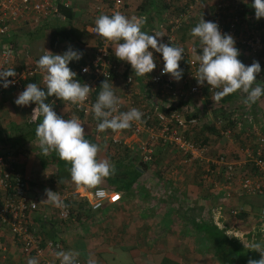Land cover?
I'll list each match as a JSON object with an SVG mask.
<instances>
[{"label": "built area", "instance_id": "2783aa9c", "mask_svg": "<svg viewBox=\"0 0 264 264\" xmlns=\"http://www.w3.org/2000/svg\"><path fill=\"white\" fill-rule=\"evenodd\" d=\"M185 1L186 13H190L195 4L198 3V0ZM94 2V11L96 12H104L111 15L119 11L124 14L123 0H94ZM59 3L63 6H68L62 0H0V38L8 37L10 42H16V38H11L16 28L39 25L51 19L63 20L64 16L58 12ZM226 7L225 0H212L210 16L204 20L216 23L222 34H229L234 40L239 41L235 34L238 16L231 14L225 20ZM174 21L177 24L180 22L179 19ZM171 25L177 28L176 24L171 23ZM94 27L88 26L87 32L96 38V46L90 57L73 70L80 77V83L89 85L93 90L83 106L73 105L65 101L61 102L69 110L63 119L75 116L83 124L85 120L91 117L93 122L92 129L97 132V124L100 121L95 119L90 111L91 105L95 102V100L92 102V93L96 89L98 82L110 79L118 71L119 65L112 58L109 51V46L112 43L94 33ZM169 34L162 43H170L172 46L177 47L175 42H173L174 32L170 31ZM240 42L256 53L264 47V35L249 31L248 36ZM149 51L153 52L156 67L148 74L147 83L151 92H153L149 95L152 96L154 94L156 99L151 97L145 99L140 95L141 93L135 91L133 88L135 80L129 74L123 78L122 98L119 106L121 112L135 107L143 113L142 122H133L130 129L124 130L137 139L136 150H138L139 159L142 162H149L152 159L154 148L163 149L169 147L176 150L184 158V163H192L197 160L202 161L204 164L210 161L218 167L222 165L223 171L220 175H222L224 181L222 188L225 190L226 197H229L231 193L237 196H263L264 131L261 132L259 128L255 129V138L251 145L248 144L244 147L242 159L239 161H226L223 156H219L217 159L207 158L206 146L194 142L192 130H190L193 126L197 127V125L201 124L199 122V114H197V111H195L196 113H191L188 111V107H197V103L192 99L193 96L204 100L203 92L205 91L210 98H213L214 93L220 89H212L206 82L203 85H198L195 77L199 65L193 57H189V52L186 49L183 53V59L186 60L187 71L182 74V78L179 80V87L176 86V80L170 75L162 74L164 67L162 55L152 49H149ZM38 59L39 57L31 54L24 46L12 44L1 46L0 70L14 68L16 76L8 78L9 81L14 80V83L7 88H4L2 86L3 82L0 81V92L6 89H19L22 83L30 78H37L40 85H44V73L36 67ZM84 68H87L88 71L84 72ZM177 102H183L181 108L176 107ZM57 103V101L54 102V104ZM170 105L171 109L165 110ZM73 110L77 113L73 114L71 112ZM241 112L242 120L248 126L254 128L246 110ZM60 116L61 118L63 117L62 115ZM213 123L221 136H226L230 133L229 128H221L223 125L221 119H217ZM111 141L116 142L117 138L112 137ZM247 162L251 163V170L244 165ZM14 163L16 164V160L9 154H0V229L7 228L13 238V243L19 246L21 254L39 259L40 264H60V261L51 255V252L53 250L59 251L61 244L52 239L41 240L39 236L34 234V229L29 222L30 213L37 210L38 206L44 203H41V201L45 200V196L42 193H34L32 196L26 194L29 189L28 184L22 175L18 173ZM204 169L209 171L207 165H205ZM216 172L219 173V170ZM99 188L104 190L105 197H97L95 195L97 189H86L82 195L90 210L95 211L106 204H116L120 200L121 194L119 191L100 186ZM60 197L64 201L68 196L62 195ZM97 204L100 206L97 207ZM54 208L59 220H65L68 217V207L66 209ZM236 210L235 208L229 209L231 218H234ZM258 216L264 219V203L260 204ZM263 226L264 222L262 228H264ZM77 264H81V262L77 260Z\"/></svg>", "mask_w": 264, "mask_h": 264}, {"label": "crops", "instance_id": "0c3cea01", "mask_svg": "<svg viewBox=\"0 0 264 264\" xmlns=\"http://www.w3.org/2000/svg\"><path fill=\"white\" fill-rule=\"evenodd\" d=\"M62 1L68 4L71 16L70 20L67 21L66 19H63L61 21L53 22L54 24L51 22V20L46 22H48V24L52 23V26L62 25L65 27L68 26L67 23H70V26L72 28L82 32V35L79 38V48L83 47L85 51L83 49L77 50V45L71 47L70 42H73L71 40H59V42L60 45L64 47V52H66L70 46L73 50L82 53V56L86 57L88 53L93 52L94 43L96 42V38L88 34V26H95L96 18L106 13H96L94 11V0ZM184 2L185 0H169V2H167V0H123V10L124 14L128 17H131L133 15L146 16L148 19L142 31H145L150 35L160 33L163 37H159L158 39L161 42H164L166 37L170 35L169 32L173 31V42H175V45L177 47H182L184 50L186 49L187 52H189V57H193L192 49L195 48L197 50V54H201V46L199 43V38L191 36V29L199 22L201 17L203 19H207L210 16V12L212 10V0H198V3L195 4V7L192 8L190 13H186V6L184 5ZM225 3L227 7L224 13V19L226 20L231 14H236L238 16V24L235 30L236 37L239 38V41L235 40V47L240 53L238 59L246 66H250L253 61H256L260 64L261 71L256 76V84L260 85L261 87H264V51L262 53H254L249 50L248 47L245 46L242 42H240L243 38H246L248 36L249 31H254L264 35V18H261L259 20L255 18L254 9L251 6L253 0H225ZM178 13H180V16L174 18V15ZM176 19H179L180 22H183L182 27L180 29L174 28L173 25H171L172 21ZM19 36V28H16L13 31L11 38L15 39ZM41 39L42 38H35L33 40L28 41V44H26V42H22V44H18V42H15L14 44L17 46H24L30 51L31 54L36 57H40V55L43 54L44 48L47 47L45 42H40ZM57 48L58 47L53 49ZM109 51L112 58L119 65L118 71L113 75L112 79L108 81L109 84H112L115 95L121 100L123 78L124 76L130 74L135 80V85L133 86L135 91L141 93L140 95L143 96V98L145 99L148 97L156 99V96H154V94L152 96L149 95L153 92L143 91L144 84H146L147 82L148 74L143 77H138L132 70L130 64L118 60L114 55V44H110ZM26 86L27 85L23 86L21 89H6L0 92V114L1 116H5L6 118H8V121L13 120L14 123H19L21 121L28 120V112L32 108L27 109V106H17L15 104V99L17 98L18 94L22 92L26 88ZM176 86H180L179 81H176ZM142 92L144 94H142ZM243 95L244 94L238 91L233 94L230 101L227 103L229 106L231 105L230 109L232 108V118L236 117L235 120L239 119V113H242V110H246L248 116L250 117V121L252 122L251 124L254 127H258L261 132L264 131V96H262L260 100H258L255 104L251 105V107L245 106L242 101L239 103L238 106L237 104L233 105L236 98L238 97V99H243ZM192 99H194V102L197 103V107L189 106L188 111H190L191 113H195V111H197V114H199V122L201 124L202 122L210 121L212 115L208 112L211 110L212 107L210 106L211 104L207 101L208 99L204 98L203 100L195 96H193ZM55 112L57 115H62V118H64V116L69 112V110L64 103H57ZM40 120H42V118ZM239 122H241V120L237 121V124H239ZM91 123L93 122L91 121V117H89L88 120H85L82 125L85 131V136L89 137L87 138L89 142H91L92 138ZM241 123L245 124L244 122ZM86 127H88V130H86ZM105 134L106 135L104 138L102 136L97 137V134H94V137L96 138H92V141L100 147V152L97 157L98 159H106L108 161L110 160L108 158L111 157L110 153H113V151L111 149L106 150V147L107 143H109V140H111L112 137H116L119 143H122L131 151L135 150L134 148H136L137 139L134 138L132 135L124 134L121 132L113 133L111 130L108 132L106 131ZM220 140L221 138L218 139V144L219 142H221ZM29 142H31L28 144L30 148L23 147L24 153H18L16 156V163L18 164L21 170L22 177L26 180L28 187L31 186V189L34 192L44 194L45 192L36 191L34 188V186L38 187V185H40L43 188V191H45V189H49L53 192H58L60 196L63 195L66 197L67 195L68 197H66V199H69L71 195L75 194L76 199L84 198L82 197V195L84 194L86 189L83 187L78 188L71 181V176L69 172L71 166L61 161L55 152H51L48 156H43L36 137L32 138ZM25 151H27V153H25ZM116 157L118 156H116V154H113V159H115ZM110 162L112 164V161ZM143 186L138 185V188L143 191L145 189L143 188ZM100 187H104L106 189H113L108 184L103 185V183L100 185ZM126 198L127 195H125L124 197L123 195H121L120 200L116 204L104 205L102 208L105 209L110 207L114 210L118 208L121 209V214H123V218H125L127 227L129 228L128 215L133 212L132 209H137V205L139 204V202H136V204H132L131 206H129ZM191 200L194 206L198 205L193 203V198H191ZM230 202L231 204H236L235 202ZM140 203L141 206L144 205L142 202ZM168 203V210H163L159 218L151 217L152 220H150L149 223L147 222L146 224H142V221H140V223L138 224L139 227H137V229L135 230L137 233V240H134L133 243L137 245L139 240H141L142 242L147 238H152L157 239V244H161L162 241L166 240V246L168 249L174 246L175 241L171 239L178 238V236L175 234L177 231H180V233L185 232V230H183V225H185V223L183 218L178 219L177 217H174L175 209L169 201ZM44 204H41L40 206H38L37 210L30 213L29 222L31 227L34 229V234L39 236L41 240H46L48 237L58 239L61 244V249L59 251H73L79 253L77 260H79L81 264H110V262L114 261V258L110 262L105 261L103 257H101V253H106L109 256L114 257V255L116 254L119 255V252H116L115 250H120L123 252L127 251L131 260H133L135 264H144L137 260V256H133L134 250L126 249V247L123 246V243H121L122 245L117 244L116 246L118 247H115V245H113L115 244L113 241L115 235L112 236L111 233L107 232V234L99 235L101 238L105 239L102 242L95 243L93 241L94 239L92 240L91 216L93 214H91V210L89 208L82 209L80 212H78V214H76V212H73L72 215L69 211L70 215H68L65 220H59L57 217V220H53L52 216H50L49 214L51 213L50 209L53 206L45 202ZM44 206H47L48 208L45 210ZM195 209L197 211L199 210V208ZM141 215L144 216L143 214ZM139 218L140 217H138L137 215V220ZM240 220L241 219H239L238 223L241 226L240 229L242 230L243 236L247 237L248 239L249 235L256 234L258 235L256 241L258 243H261L262 246H264V230H262L264 228H261V232H259V228L249 229L246 226H242V221ZM231 221L235 220L232 219ZM244 222L246 223L247 220L244 219L243 223ZM151 224H153L154 227ZM54 225H57V231L55 232L52 231ZM0 234L5 237V239H1V241L4 245H6L5 248L7 247V250H4L6 251L4 252L5 255L0 257V260L3 259V263L27 264V260L29 258H34L28 257L19 252V246L13 243V238L10 233L6 234L5 231L0 229ZM94 235L95 234H93V236ZM109 236L111 239H108ZM81 237L83 240L86 241V245H83L82 241L79 242L80 240L75 241L77 238L80 239ZM171 255L172 254H170V252L166 253V256L170 259L172 257ZM37 260L38 264H40L39 259ZM0 264L2 263L0 262ZM146 264L154 263H152V261H149Z\"/></svg>", "mask_w": 264, "mask_h": 264}, {"label": "clouds", "instance_id": "9594fccd", "mask_svg": "<svg viewBox=\"0 0 264 264\" xmlns=\"http://www.w3.org/2000/svg\"><path fill=\"white\" fill-rule=\"evenodd\" d=\"M252 8L257 20L264 18V0H253ZM146 16L128 17L116 11L111 15L102 14L95 20L93 32L102 39L115 45L114 55L120 60L130 64L138 77L151 73L156 63L153 52L160 53L164 67L162 74L170 75L174 80L182 78L179 62L183 59L184 49L162 43L158 38L160 33L148 34L142 31L147 22ZM191 36L199 38L201 54L192 49V56L198 62L195 79L198 85L205 82L212 89H220L214 93L213 99L219 102L222 98L240 92L243 95L242 103L251 107L262 96L264 87L256 84V76L260 73V64L256 61L246 66L239 59V51L235 47V40L229 34H222L214 22H206L202 17L191 29ZM7 47V46H5ZM82 53L71 47L62 54H53L44 50L39 57L36 67L44 73L41 88L36 83L27 84L15 99L17 106L35 104L31 120H41L36 126L35 136L43 156L55 152L59 159L70 164L71 181L78 187L97 189V197H105V192L99 186L115 172L114 165L106 159H98L99 145L85 139V131L78 117L72 116L63 119L53 110L51 103H45L47 97L55 96L57 99L73 105L83 106L93 89L87 84L76 80V73L69 68V62L81 59ZM84 72L88 69L84 68ZM14 68L0 70V81L4 88L14 83L9 77H15ZM255 85V86H254ZM96 101L91 105L90 111L94 118L100 121L97 132L111 130L119 133L130 129L133 122H142L143 113L133 107L121 112V100L115 95L112 84L103 81ZM46 200L58 209H66L58 192L45 189ZM35 206V204H33ZM100 205L97 204V207ZM264 230V229H262ZM249 250L260 253V259H249L248 264H264V246L258 242H251ZM51 255L60 261V264H77L79 253L73 251L53 250ZM27 264H38L36 258H29Z\"/></svg>", "mask_w": 264, "mask_h": 264}, {"label": "trees", "instance_id": "16d2710c", "mask_svg": "<svg viewBox=\"0 0 264 264\" xmlns=\"http://www.w3.org/2000/svg\"><path fill=\"white\" fill-rule=\"evenodd\" d=\"M167 2H169V0H167ZM184 5L186 6V1L184 2ZM93 9H94V6H93ZM58 12L64 16V19H66L67 21L70 20L71 16H70V9L68 8V6L66 7L59 3ZM179 14L180 13L174 15V18L179 17L180 16ZM172 24H176L177 28L180 29L182 27L183 22H178L177 24V22L172 21ZM67 25H68L67 27L62 26V25L52 26L51 24H48V22H44L39 25H32L31 28L27 29L24 32V36L26 40L30 41L35 38L42 37L41 36L42 31L45 30L48 33V39L46 42L47 49H51V48L53 49V48L58 47V45L60 44L59 40L60 41L71 40L73 41V42H70L71 47L77 45L78 46L77 50L83 49V47L79 48L80 46L79 38L82 35V32L77 31L76 29L72 28L70 26V23H67ZM24 28L25 27H20L19 32L20 30ZM14 43L15 42H10V38L8 37L0 38V47L4 45H9V44L15 45ZM96 43L97 42L94 43L93 50L96 46ZM26 44H28V42H26ZM263 48L264 47H262V49H260L258 52L262 53L264 51ZM91 54L92 53L90 52L87 54L86 57L82 56L81 59H79L78 61L76 60L70 61L68 65L69 68L73 71L80 64L84 63L86 59L90 57ZM179 64H180V69L182 70V74L185 73L187 71L186 60L182 59L179 62ZM112 77L108 79L107 81H110ZM75 78L76 80L80 82V77L77 75V73H76ZM103 81L98 82L96 89L92 93V102H94V100L98 96L99 91H100V86ZM29 83H36L41 88L45 87V85H40L37 78H30V79L25 80L22 83L21 88ZM143 91L144 92L151 91L149 84L147 82L146 84H144ZM142 94L144 93L142 92ZM203 96L207 98L208 99L207 101L211 104L210 106L212 108L210 110V113L212 115V118L210 121L202 122V124L197 125V127L193 126V128L190 129L192 130L191 133H192V139L194 142L203 144L205 146L209 144L210 141H212L211 143L214 142L213 143L214 145L218 144L217 141L215 142V139L219 138L221 135L216 125L213 123L217 119H221V121L223 122V125L221 126L222 129L229 128L231 131V128L233 126L237 127V129H239V127L242 126V128L245 127V129L241 128L242 129L241 131L244 132V130L246 131V128L247 129L249 128V126L245 123V121L242 120L240 113H239V119L237 120H235L236 117L232 118L231 116L232 108L230 109L231 106L229 107L227 103L230 101L233 94L222 98L217 103L213 98H210L208 94H206L205 91L203 92ZM55 101H57L58 103H62L61 100L57 99L55 96L47 97V99L45 100V103H51L53 106V110L56 111L57 104H54ZM182 104L183 102H177L176 107L181 108ZM35 107H36L35 104H29L27 106V109L32 108L31 110H33V108ZM169 108L171 109V105L165 110H168ZM71 112L73 114L77 113L74 110ZM30 119H31V116H29L28 120L22 123H14L13 120L12 121L7 120V122L4 125L0 124V154L1 155H4L8 153L9 151L13 150L11 154L16 157L17 154L19 153L17 151H20V149L24 146V143L36 137L35 129H36L37 124L41 122V120H37L33 122ZM240 120L241 122H244L245 124L241 123L238 127L237 121H240ZM23 128H26L25 131L23 130ZM241 131H238V132L242 134ZM122 132L124 134H128L127 131H122ZM24 134H27L29 137L25 139ZM253 135L255 138V134ZM249 136L251 138L252 135L250 134ZM212 137H214V139H212ZM87 138L89 137L85 136V139ZM252 142L253 141L251 138L250 145L252 144ZM91 143H95L92 141V138H91ZM239 143H241L242 148L246 146L244 144L245 142L243 139L239 140ZM226 147H227L226 148L227 152L229 154L234 150L229 143L226 144ZM107 149H111L113 151V153H110L111 157L108 159H110L109 161H112V165H114L115 172L112 176L108 177L105 180V182H107V184L111 186V188H113L114 190L119 191L120 194L123 195L124 197L125 195H128L132 192V186L136 182H139L140 177L142 176V173L148 170L147 169L148 164L152 163L155 158H152L149 162H142L139 158H137L136 151H133V150L131 151L125 145H123L122 143H119L118 140L116 142H112L111 140H109V143H107L106 150ZM219 153L220 152L216 153L213 159H217L219 156H223V158L226 161H232V162L239 161L242 159V153H241V157L239 154H238L239 156L230 154L233 158L232 157L230 158L228 156V153L226 154H223V153L219 154ZM113 154H116V156L118 157L113 159ZM191 164L193 165V168H194V172L192 173L193 179L191 180L189 185H187V189L184 190V187H181L182 193L184 195H190L191 198H192V195H195V197L194 196L193 197L199 200L212 198L215 200L216 204H211V203L209 205L207 204V208L204 211H202L201 216L197 217L194 220H190L188 222V224H190V226L194 230L193 232H195V235H196L194 237H191L190 239L188 238V240H193V239L196 240L197 247L199 248L203 246L205 242H207L206 246L208 247V249H210L207 252V255H208L207 258L212 259L214 262L218 264H248L249 259L259 260L260 253L249 250L248 246L246 245L247 243L245 242H247L248 239L246 237H242L243 233H242V230L240 229L241 226L238 223V221L239 219H242L243 217L245 220H247L246 223L249 229H254L255 228L254 226H257L260 230L259 232H261L264 219L257 217L256 220H254L255 216L252 215L250 211H246L241 205L242 202H245L244 199H243L244 201L243 200L240 201L239 205L231 204L230 201H233L232 198L234 197L243 198L244 196H237L233 193H231L229 197L225 196V190L222 188L224 181L222 179V175H220V173H222L223 171L222 165L218 167L210 161L204 164L202 161H197V160L193 161L192 163H188V165H191ZM67 165L71 166L70 164H67ZM205 165H207L209 171H205L204 169ZM244 165L247 166L248 169L250 170L252 169L251 163L247 162ZM14 166H16L15 168H17L18 173L22 174L18 164L14 163ZM217 170H219V173L216 172ZM155 171L157 175H161L159 174V171L157 170ZM190 174H191V170H190ZM139 185L143 186V182H140ZM205 186L207 187L205 188ZM216 186H220V188L219 187L215 188ZM188 187H190V189H188ZM192 187H195L196 190H194ZM75 195H71L69 199L64 200L67 207L69 208L71 215L73 212H76V214H78V212H80L82 209H88L85 198L76 199ZM232 208L237 209L234 215V218H231L229 215V209H232ZM247 215H250L249 216L250 218L247 219L246 218ZM177 218L181 219L182 217L181 218L177 217ZM232 219H234L235 221H231ZM253 222H260V223L253 225ZM184 223L186 224V222ZM183 227L185 228V225H183ZM184 228L183 230L186 229ZM175 234L178 236L177 241L183 240V238L180 239V237H182V233H180V231H177ZM162 244H166V242L162 241ZM199 248L196 251V254L198 256L206 253V252H201ZM157 252L160 256L157 257V259L155 260L153 258L152 263L154 264H179L178 262H176V260L170 259L166 256L167 246H165L162 251H156V253Z\"/></svg>", "mask_w": 264, "mask_h": 264}, {"label": "rangeland", "instance_id": "374dc122", "mask_svg": "<svg viewBox=\"0 0 264 264\" xmlns=\"http://www.w3.org/2000/svg\"><path fill=\"white\" fill-rule=\"evenodd\" d=\"M57 20H52L51 22H55ZM51 23V24H52ZM54 24V23H53ZM32 25H29V27H25L24 29L20 30V36L17 37L15 39L16 42H18V44H22V42H28V40H26L25 36H24V32L31 28ZM23 31V32H22ZM42 38L40 40V42H47L48 39V33L47 31L43 30L42 31ZM27 47V46H26ZM44 50L49 51L53 54H62L65 50L64 47H62L60 44L58 46L57 49H47L44 48ZM43 51V50H42ZM41 51V52H42ZM41 56V55H40ZM96 101V99H95ZM242 101L241 98L238 99V97L236 98L235 102L233 105L237 106L239 105V103ZM231 106V105H230ZM229 106V107H230ZM210 114V111L208 112ZM32 115V110H30L28 112V117ZM202 116V115H201ZM29 119V118H28ZM8 118H6L5 116H1L0 114V124H5L7 122ZM31 120V119H30ZM24 121H21L19 123H22ZM241 124V122H239V125ZM87 125V124H86ZM92 125L93 123H91V135L92 138H96L94 137V134L97 133V137L102 136L103 138L105 137V132H95L92 129ZM242 126L239 127V129H237V127H232L230 133H228V135L226 136H220L221 137V142H219L218 146L217 144H213L211 143L212 141L209 142V144L206 145V157L213 159L216 155V153L220 152L219 154H226L227 152V147L226 144H230L232 146V148L234 149L230 154L231 155H235V156H239L241 157V153L244 149V147L242 148L241 143H239V140H244V144L247 146L248 144L251 143V138L252 141L254 139V135L255 134V129L258 127H254L252 128L251 126H249V128H246V131L244 130V132H242V129H245V127ZM26 128H23V130L25 131ZM86 130H88V127H86ZM110 130H107V132ZM235 131V132H233ZM238 131H241L242 134H240ZM123 133V132H122ZM240 134V135H239ZM252 135L251 138L249 135ZM29 136L27 134H24V138H28ZM219 137V138H220ZM215 139V142L218 141V139ZM212 139H214V137H212ZM211 139V140H212ZM23 141V139H22ZM32 142V141H31ZM29 141L24 143L23 147H28L30 148V146L28 145L29 143H31ZM31 145V144H30ZM23 147L20 149V151H17L19 153H24V149ZM33 148V147H31ZM137 153V158L138 157V150H136V148H134ZM13 150L9 151L6 154H9L10 156H12L15 160L16 157L14 155L11 154ZM237 151V152H236ZM25 153H27V151H25ZM228 153V156L231 158L232 156ZM239 154V155H238ZM152 158H155L154 161L150 164H148V170L144 173H142V176L140 177L139 182H136L133 186H132V192L130 194L127 195V201H128V205L131 206L132 204H136V202H139V204L137 205V209H132V213H130V215H128V223H129V228L127 227V223L125 221V218H123V214H121V209H111L110 207L105 208V209H99L95 210V211H91L93 214L91 217V238L92 240L96 243V242H102L105 239L101 238L99 235L102 234H107L111 233V235H115L114 236V243L113 245H115V247L117 244H121L123 243V246L126 247V249H132L134 250V254L133 256H137V260L139 262H142L144 264H146L147 262L153 261L157 259V257H159L160 255L158 254V252L156 253V251H162L164 249V247L166 246V244H157V239H152V238H147L146 240H143L141 242V240H139V242L137 243V245L135 243H133L134 240H137V233H136V229L137 227H139V223L140 221H142V224H146L147 222L149 223L151 219V217L153 218H159L160 214L163 210H168L169 207H167V205L169 204L168 201L173 204L172 206L174 207L176 213L174 215L179 217V218H184V222H186L185 224V232L182 233L183 237H180V239L183 238L182 241H177V238L175 239H171L174 240V246L171 247L170 249L167 248V252H170V254H172L171 259L176 260V262H178L179 264H218L216 262H214L212 259L207 258V252L208 247L207 242L204 243L203 246H201L200 248L197 247L196 244V240H188V238L190 239L191 237L196 236L195 232H193L194 230L192 229V227L190 226V224H188V222L190 220H194L197 217L201 216L202 211H204L207 208V204L209 205L211 204H216L214 199H202L199 200L197 198H194L195 195H192V198L194 199L193 203L194 204H198L197 206H194L192 204V200H191V196L190 195H184L181 191V186L184 187V190L187 189V185H189V183L191 182V180L193 179V175L192 173L194 172V168L193 165H188V163H184L183 160L184 158L178 153L176 152V150L166 147V148H154L153 149V153H152ZM233 158V157H232ZM191 166V167H190ZM159 171V174L161 175H157L156 171ZM190 170H191V174H190ZM140 182H143V185L146 186L143 188H145L143 191L140 190L138 188V185L140 184ZM139 183V184H138ZM107 182H103V185H106ZM180 184V185H178ZM30 188L26 191L27 195L32 196L34 192L31 189V186H29ZM207 186H205L206 188ZM220 188V186H216L215 188ZM36 191L39 192H45L43 191V188L38 185V187H35ZM194 190H196L195 187H192ZM188 189H190V187H188ZM196 194V193H195ZM45 195V193H44ZM194 196V197H193ZM261 197V198H260ZM47 199V197L45 196V200ZM233 201L235 202L237 205L240 204L241 200H245V202H242L241 205L243 206V208L246 211H250L252 213V215H254V220H256L258 216V211L260 209V204L264 203V195L263 196H244L243 198H232ZM243 200V201H244ZM189 201V202H188ZM210 201V202H209ZM142 202L144 205L141 206ZM165 203V204H164ZM44 204V203H43ZM189 204V205H188ZM45 205V204H44ZM40 206V205H39ZM53 206V205H52ZM156 206V207H155ZM165 206V207H164ZM143 207V208H142ZM48 207L44 206V209L46 210ZM195 208H199V210L197 211ZM54 206L51 207L50 209V216H52V219L55 220L57 215ZM99 211V212H97ZM141 214H143L144 216H142ZM137 215L138 217H140L137 220ZM136 216V217H135ZM147 216V217H145ZM250 215L246 216L247 219L250 218ZM135 217V219H134ZM143 218V219H142ZM189 218V219H188ZM57 220V219H56ZM242 221V226H246L248 227L247 223H243L244 218L242 217V219L240 220ZM258 221V219H257ZM260 222H253L254 224H258ZM245 224V225H243ZM153 227L154 225L151 224ZM255 228H258L257 226H254ZM57 225H54L52 228V231H57ZM3 231H5V233L9 234V231L7 230V228H2ZM93 234H95L93 236ZM51 236V235H48ZM258 235H254L251 234L248 236V240L246 245H248L251 242H257L256 238ZM242 237H245L242 235ZM247 238V237H246ZM1 239H5V237L3 235L0 234V257L4 256V250H7V247L5 248L6 245L3 244V242L1 241ZM47 239H52L55 241H58L60 243V241L58 239L55 238H47ZM108 239H111L110 236L108 237ZM79 242L82 241L83 245H86V241L82 239V237L79 239L77 238L75 241ZM185 240V241H184ZM205 240V239H204ZM92 241V243H93ZM166 242V240H164ZM193 241V243H192ZM78 242V243H79ZM77 244V243H76ZM122 245V244H121ZM262 245V244H261ZM183 246V247H182ZM4 247V249H3ZM182 248V249H181ZM201 252H206L204 254H201L200 256H198L196 254V251L198 250ZM116 252H119V255L116 254L114 255V257L109 256L106 253H101V257H103V259L105 261H112V259L114 258L113 262H110V264H135V262H133V260H131L129 254L127 253V251H118L115 250ZM166 252V253H167ZM156 254V255H155ZM112 257V258H111ZM137 261V262H138ZM0 262L2 264L3 263V259L0 260Z\"/></svg>", "mask_w": 264, "mask_h": 264}]
</instances>
